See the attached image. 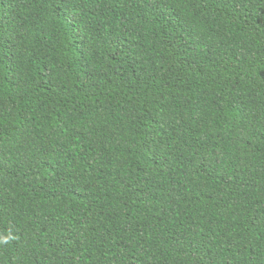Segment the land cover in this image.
<instances>
[{"label": "trees", "instance_id": "obj_1", "mask_svg": "<svg viewBox=\"0 0 264 264\" xmlns=\"http://www.w3.org/2000/svg\"><path fill=\"white\" fill-rule=\"evenodd\" d=\"M0 264H264V0H0Z\"/></svg>", "mask_w": 264, "mask_h": 264}, {"label": "clouds", "instance_id": "obj_2", "mask_svg": "<svg viewBox=\"0 0 264 264\" xmlns=\"http://www.w3.org/2000/svg\"><path fill=\"white\" fill-rule=\"evenodd\" d=\"M7 239V238H6Z\"/></svg>", "mask_w": 264, "mask_h": 264}]
</instances>
